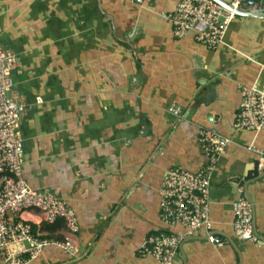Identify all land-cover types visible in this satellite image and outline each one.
Segmentation results:
<instances>
[{
  "label": "crops",
  "instance_id": "1",
  "mask_svg": "<svg viewBox=\"0 0 264 264\" xmlns=\"http://www.w3.org/2000/svg\"><path fill=\"white\" fill-rule=\"evenodd\" d=\"M178 1L0 0V47L18 57L10 94L42 99L20 118L24 179L73 208L79 224L76 253L47 246L28 264H160L138 250L163 227L166 170L207 164L201 127L230 140L209 195L212 232L224 243L187 234L173 264H264V176L253 180L264 163L248 149L264 150V129L234 126L238 85L264 86V18L233 16L222 42L208 48L194 38L201 23L174 36L168 16ZM240 7L263 12L264 0ZM240 185L258 242L233 232ZM23 217L42 236L65 233L63 221L51 231L38 213Z\"/></svg>",
  "mask_w": 264,
  "mask_h": 264
},
{
  "label": "built area",
  "instance_id": "2",
  "mask_svg": "<svg viewBox=\"0 0 264 264\" xmlns=\"http://www.w3.org/2000/svg\"><path fill=\"white\" fill-rule=\"evenodd\" d=\"M233 8L240 7L243 0H226ZM233 11L222 7L214 0H179L169 14L175 37H183L196 23L203 28L194 38L208 48L222 42ZM18 63L17 55L0 47V259L5 264H28L36 259L47 246L77 252L74 237L79 231L77 215L63 200L30 187L23 176L21 155L23 140L19 132L21 115L42 101L15 99L11 96L12 72ZM240 109L234 126L238 129L259 131L264 129V86L239 84ZM229 138L207 128L198 129V143L207 156V164L198 171H189L181 166L166 170L158 189V218L163 227L148 235L139 247L140 256H150L160 264H173L178 255L182 238L198 231L206 233L207 239L216 246L224 240L213 234L210 218V189L213 172ZM248 149L257 153L259 166L264 163V150L256 145ZM238 198L232 208V228L241 241L258 242L253 227V210L244 196V187L238 186ZM26 211L38 213L39 221L55 223L62 220L65 233L61 238L41 235L32 230ZM182 227V234L172 228Z\"/></svg>",
  "mask_w": 264,
  "mask_h": 264
},
{
  "label": "water",
  "instance_id": "3",
  "mask_svg": "<svg viewBox=\"0 0 264 264\" xmlns=\"http://www.w3.org/2000/svg\"><path fill=\"white\" fill-rule=\"evenodd\" d=\"M214 1H216L218 4H220L225 9H227L229 11H233L234 12V16H236V17H240V16H257V17L264 18V11L263 12H258L257 10H253V9L248 11V10H244L242 7L233 8L226 0H214ZM262 168H263V170L261 169V171H258L257 176L253 180L264 176V165H263ZM244 196L246 197V199L251 204V207H252V210H253V202H252V199H251L250 195L248 194L247 185H244ZM257 237H258L259 241L263 240L258 235H257Z\"/></svg>",
  "mask_w": 264,
  "mask_h": 264
},
{
  "label": "trees",
  "instance_id": "4",
  "mask_svg": "<svg viewBox=\"0 0 264 264\" xmlns=\"http://www.w3.org/2000/svg\"><path fill=\"white\" fill-rule=\"evenodd\" d=\"M58 221H62V220H58ZM58 221H56V222H58ZM56 222H55V223H52V224L47 223V224H46V225H47V228H48L49 230H51V231L56 230V229L53 227V225H55ZM59 226H63V223L60 222ZM31 227H32V230H33V231L36 229V225H35V224H31Z\"/></svg>",
  "mask_w": 264,
  "mask_h": 264
}]
</instances>
